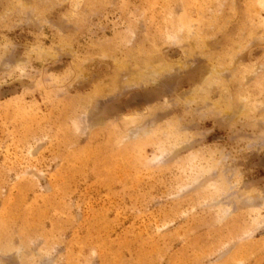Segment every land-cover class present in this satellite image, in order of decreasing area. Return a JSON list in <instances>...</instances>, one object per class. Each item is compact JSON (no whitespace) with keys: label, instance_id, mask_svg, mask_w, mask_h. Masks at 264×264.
Segmentation results:
<instances>
[{"label":"rangeland","instance_id":"obj_1","mask_svg":"<svg viewBox=\"0 0 264 264\" xmlns=\"http://www.w3.org/2000/svg\"><path fill=\"white\" fill-rule=\"evenodd\" d=\"M0 264H264V0H0Z\"/></svg>","mask_w":264,"mask_h":264},{"label":"bare ground","instance_id":"obj_2","mask_svg":"<svg viewBox=\"0 0 264 264\" xmlns=\"http://www.w3.org/2000/svg\"><path fill=\"white\" fill-rule=\"evenodd\" d=\"M157 73H158V72L155 71V70H149V71L146 72V73H142V74L140 75V77H138L137 80H140L141 78L153 77V76H155Z\"/></svg>","mask_w":264,"mask_h":264}]
</instances>
